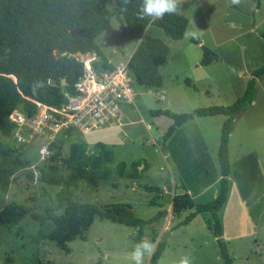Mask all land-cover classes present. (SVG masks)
I'll return each mask as SVG.
<instances>
[{
	"label": "rangeland",
	"instance_id": "374dc122",
	"mask_svg": "<svg viewBox=\"0 0 264 264\" xmlns=\"http://www.w3.org/2000/svg\"><path fill=\"white\" fill-rule=\"evenodd\" d=\"M103 5L113 10L115 0H103ZM177 13L188 20L186 32H196L201 45L214 51L218 55V61L206 67L200 66L202 50L200 45L192 42V38L185 39L184 35L181 40L174 41L168 38L162 29L151 27L145 35L161 40L170 49L167 61L160 68L163 86L156 90L135 85L134 106H130L127 111L128 119L132 117L129 122L138 121V127L142 131L145 130L146 124L152 127L149 130L150 136H142L130 143L126 128L121 127L115 136L122 143L112 150L114 161L108 165L114 168L119 162L128 163L134 158L148 161L150 169L145 174L147 167L142 173V178L135 181L113 174L110 179L100 181L98 189L87 186L84 181H77L65 188L64 196L70 201L99 205L125 203L129 205L137 218L149 219L159 210L167 209L170 205L167 198L170 199V197L160 196V203L158 201V205H151L150 200L155 194L144 191L142 187L164 186L173 189L177 179L182 181L178 175L179 167L184 174L187 186L195 195L196 204L209 202L207 199L210 193L218 186L216 164L213 162L212 153L208 150L207 155H200L195 140L190 142V147L185 146L178 138L170 142L168 146L162 143L161 138L172 124V120L164 116L152 117L149 111L169 110L177 114L189 113L196 108L226 107L240 97L251 77V72L264 63V0H240L239 4H232L231 0H178ZM121 25L125 27L122 17H111L108 29L96 39L97 45L113 65L126 62L137 44L121 36ZM55 55L58 56L57 53ZM75 57L86 64L91 59H99L95 53H88L81 57L77 54ZM185 79L191 80V85L195 89L188 87L184 83ZM256 88L255 104L247 109L244 115V121L253 130L251 138L255 153L242 160L245 161L244 163H234L232 182L236 184V192L243 195L244 205L252 206L257 209V213L262 214L264 213V75L256 79ZM160 94L163 95L162 98H159ZM214 127H216L215 122H207L202 128L207 132L203 144H206L208 148L213 142ZM118 128L116 127L115 131ZM105 134H113V132L97 133L91 136L79 133L61 135L47 147V153L44 154L39 152V144L18 148L11 136L0 135L2 147L10 152L8 161H18L16 166L6 164L12 167L14 172L7 188L0 187V210L11 202L30 208L35 215L44 214L49 206L56 207L57 193L63 189V186L47 184L42 180V176L65 177L68 173L87 166L95 154L94 142H89L87 139L102 140L104 137L101 135ZM77 141H84L85 146L83 152L77 154L71 167L68 168L61 161L69 156L70 145ZM57 152L61 155L60 157L55 156ZM200 160L209 164L206 177L198 169ZM2 161L0 156V166ZM51 165H56L59 172H53ZM140 167L139 169L142 170L143 165ZM182 183L184 184L183 181ZM112 184L117 186L113 187ZM234 197L236 198V194ZM160 204L163 205L162 208ZM62 211L63 209H60L55 213L60 214ZM188 214L189 210L183 212L180 219L182 220ZM228 218L230 220L228 231L231 233L233 219L229 216L226 220ZM256 223V228L258 231L263 230L261 235H264L260 219ZM51 227V222H46L41 227L29 215L25 216L18 225L0 227V264L36 262L135 264L130 254L135 245L142 241L137 238L136 228L100 221L96 218L90 228L83 233V238L75 239L67 244L69 249L67 253L55 243L39 239L38 231L42 230L46 233ZM163 227H169L164 219L145 227L142 237L149 241L153 236L156 239L158 231L165 229ZM207 228L205 221L199 219L189 228L175 232L166 241L169 248L165 258L189 254L192 264L196 262L221 264L218 248L212 243L214 240L210 239ZM227 233L229 235V232ZM160 236H164V231ZM187 238H194L196 243L189 245L187 249L184 246L178 248L176 245L180 244L178 240ZM260 251L264 256V246H260ZM228 253L235 259L233 264L246 263L245 258L240 256L241 252L237 251V246L232 245ZM148 259L149 257L145 258V264H148ZM252 262L264 264L257 256L252 259Z\"/></svg>",
	"mask_w": 264,
	"mask_h": 264
},
{
	"label": "trees",
	"instance_id": "16d2710c",
	"mask_svg": "<svg viewBox=\"0 0 264 264\" xmlns=\"http://www.w3.org/2000/svg\"><path fill=\"white\" fill-rule=\"evenodd\" d=\"M143 0H115V8L109 10L103 5V0H0V135L11 136L13 129L9 121L10 113L19 109L29 115L33 114L36 103L48 106H57L64 101L63 93L74 91L75 84L84 72V64L75 55L95 53L103 69L112 70L113 64L104 55L96 43V39L108 29L111 17H122L125 27L121 25V36L136 42V47L128 62L130 74L137 86L160 89L162 76L159 67L168 59L169 47L157 38L144 34L148 25L152 24L160 29L171 40H181L186 31L188 20L177 13L166 14L163 18L152 19L140 14ZM72 31L75 35H72ZM194 44L200 45L202 50L201 66H208L218 61V55L201 45L197 39ZM58 54V56L55 55ZM96 65V63H93ZM264 75V63L251 72L244 92L231 105L196 108L189 113H173L169 110H150L152 117L165 116L172 120V124L161 138L165 143L177 128L193 120L216 115H224L220 131L217 158L220 166L219 193L217 197L207 203L194 204L188 193L174 195L171 202V211L179 216L185 210L191 212L170 230L179 228L191 222L198 214L207 212L211 217V229L215 237L218 254L222 264H233L227 249L226 242L221 236L219 212L226 202L230 173L228 156V141L235 119L245 112L253 103L257 88L256 79ZM52 80L53 84L48 81ZM64 82V84H63ZM184 83L191 85L189 79ZM39 85V86H37ZM74 132H69L70 135ZM77 133V132H76ZM80 134V133H79ZM84 141H77L70 145L69 156L61 163L70 168L77 154L83 152ZM95 154L87 166L68 173L65 177L42 176V180L50 185L62 187L57 193L56 207H47L42 215H35L24 205L11 202L0 210V227L18 225L29 215L43 227L51 222L48 232L38 231L39 239L49 240L67 253V244L78 238L90 228L95 218L100 221H109L137 229V238L143 236V229L158 223L166 218L168 212L159 210L149 219L137 218L128 204L110 203L95 204L90 202L70 201L64 196L65 188L77 181H84L91 188H98L100 181H106L113 174L120 178L138 179L146 171L145 161L138 160L130 164L126 172L124 162H119L114 168L108 167L114 161V154L110 147L103 143L94 144ZM9 151L0 143V187L6 189L10 177L14 172L17 160L8 161ZM56 157L61 155L57 152ZM143 165L142 170L139 169ZM51 170L59 172L56 165ZM113 187L117 185L112 184ZM144 191L154 193L150 200L151 205H158L162 190L156 186H143ZM162 208V205H159ZM63 209L62 213L55 212ZM155 242V237L151 238ZM165 247L164 241L157 243L154 254L148 264H157ZM33 264H54L36 262Z\"/></svg>",
	"mask_w": 264,
	"mask_h": 264
},
{
	"label": "crops",
	"instance_id": "0c3cea01",
	"mask_svg": "<svg viewBox=\"0 0 264 264\" xmlns=\"http://www.w3.org/2000/svg\"><path fill=\"white\" fill-rule=\"evenodd\" d=\"M151 27H156V26H154L152 24L148 25L144 31V34H146L150 30ZM177 41H179V40H177ZM84 55H86V54H78V56H80V57L84 56ZM162 65L159 67V73H160V68L162 67ZM203 67H206V66H203ZM248 77H250V76H248ZM190 82L192 84L191 80H190ZM162 86H163V83H162ZM254 104H255V99H254L252 105L254 106ZM244 115H245V112L240 114L235 119L232 132L229 136L228 156H229V162L231 164L230 173L228 176L229 191H228L226 202L224 203V205L222 206V208L219 212V218H220L221 230H222L221 236H222V239L227 244L228 252H230L232 245H235V246H237V251L241 252V254H242V255H240V254L239 255L242 258L243 257L245 258V262H246L245 264H257V263L252 262V259L255 256L261 258V261L264 263V256L262 255V253L260 251V246H264V235H261V232L263 230L258 231V229L256 228V226H257L256 222L258 219H260V223L262 226L261 228L264 229V213H262V214L257 213V209H255L252 206L246 207L244 205L245 199L243 198V195H239L236 192V184H233V182H232L233 181V173H234L232 166L234 165V163H237V162H241V163L243 162L244 163L245 161H242V160L248 158L249 155L255 153V147L253 145V140L251 138L253 130L250 128L249 124L246 123V121H244ZM128 116H129V114L127 115V113H126L125 119L122 121L121 126L118 129H116V131H115V129H111V130H102V131H98L96 133L86 134V136L87 135L91 136V135L97 134V133L113 132L114 135L113 134L101 135L104 137V138H102V140L101 139H90V140L87 139V140L89 142H94V144L98 143V142L103 143V144L107 145L108 147H110L111 150H114L115 147H117L118 145H121V143H122L115 136V133H117V130H119L121 127L126 128V135L128 136V138H129L128 141L130 143L134 142L135 140H137L138 138H140L142 136H145V135L150 136L149 130H151L152 127H150L149 124H146L144 126L145 130L142 131L138 127L139 122L138 121L129 122L132 119V117L130 119H128ZM226 118L227 117L224 115L194 118L193 120H191V121L183 124L179 128H177L175 130V132L165 142L166 145L168 146L170 142H172L178 138L179 140L181 139V141L184 143L185 146L190 147V142L195 140L197 142L196 148L199 149L200 155H207L209 152L208 150H210V152L213 155V162L216 164V182L218 183V186H216V188H214L213 191L210 193L207 201H211V200L215 199L219 193L220 166H219V162H218V158H217V151H218V147H219V137H220L221 127H222L223 121L226 120ZM207 122H210V123L215 122V126H216V127H214L215 130H214L213 142L209 148L207 147L206 144H203V141H205V138H206L205 135H207L206 134L207 132L205 130H203L202 128L205 126V124ZM234 135H235V138H234ZM235 139H236V142L234 143ZM113 154H114V152H113ZM135 161H138V160L132 158V161H130L128 163L124 162L126 165V172H128L130 170V164L132 162H135ZM145 162H146L147 167H148V170L145 173V174H147V172L150 169V167H149L150 163L148 161H145ZM260 163H262V161H260ZM208 165L209 164H207L206 161H201V160L199 161V167L200 168H198V169L201 171V174H203L205 177L208 175V171H207ZM178 175H180V179H182L184 184L182 183L181 180L177 179L175 184H174L173 189L166 188L164 186L159 187L162 190V194L160 196L170 197V199L167 198V200H168L167 202H170V205L167 207V209H165L168 212V214H167L166 218H164V220H166V223L169 224V227H163L165 229H160L158 231V235H157L155 242H154V244H156V245H157V243H159L161 241H164V243H165L164 250H163L162 254L160 255V258H159L157 264H179L178 261H180L181 258H183L185 256H187V257L190 256L189 254H179V255L167 256L165 258L166 251L169 248L166 241L175 232H178L181 229L189 228L193 224V222H197V220H199V219H202L205 221L206 226L208 227L207 228L208 232H210L209 233L210 239L214 240V241H212V243H214L216 246L215 237H214L212 229H211V217H210V214L207 212L198 214L191 222H189L186 225L180 226L179 228L174 229V230H170L173 226H175L177 223H179L180 221H182L184 219L183 218L181 220L180 215L183 212L187 211V210L183 211L179 216L173 215L172 211H171L172 197L174 195L189 193L193 199L194 204L197 203L194 200L195 195L192 194L190 188L187 186V182L185 180L184 174L179 169V167H178ZM140 178H142V173H141ZM140 178H138V179H140ZM125 179L131 180V181L138 180V179H128V178H125ZM132 185H133V182H132ZM135 187H138V186L135 185ZM96 189H98V188H96ZM235 194H236V198L234 197ZM159 203H160V199H159ZM160 205H162V204H160ZM247 206H249V205H247ZM190 212H191V210H189V213ZM229 216H232V219H233V223L231 225V233H230V231H228V229L230 228V220H229V218L226 220V218ZM163 231H164V236L161 237L160 235ZM227 232H229V235ZM212 237H213V239H212ZM259 238H261V240H259ZM141 240H144V238L142 237ZM178 241L180 242V244H176L177 247L182 248L184 246L185 249H187V247L189 245H194L196 243V240H194V238H187V239L178 240ZM254 249H258L259 251H253ZM218 256H219V254H218ZM218 256L216 257V259L218 258ZM148 261H149V259H148ZM148 261H147V263H148ZM216 261L218 262V260H216ZM219 261L222 264L220 256H219ZM232 261H233V263H235V259L233 257H232ZM191 264H192V262H191ZM195 264H206V262L205 263H197L196 262ZM207 264H210V263H207Z\"/></svg>",
	"mask_w": 264,
	"mask_h": 264
},
{
	"label": "built area",
	"instance_id": "2783aa9c",
	"mask_svg": "<svg viewBox=\"0 0 264 264\" xmlns=\"http://www.w3.org/2000/svg\"><path fill=\"white\" fill-rule=\"evenodd\" d=\"M129 59L113 65L112 70L103 69L100 59H91L88 64L83 63L84 72L74 91L64 92V101L59 105L35 102L31 115L13 110L9 121L13 125L11 137L15 145L19 148L39 144V152L44 154L51 143L69 132L85 136L120 127L136 97Z\"/></svg>",
	"mask_w": 264,
	"mask_h": 264
},
{
	"label": "clouds",
	"instance_id": "9594fccd",
	"mask_svg": "<svg viewBox=\"0 0 264 264\" xmlns=\"http://www.w3.org/2000/svg\"><path fill=\"white\" fill-rule=\"evenodd\" d=\"M240 0H231L232 4H239ZM178 0H143V5L140 10L142 17H149L152 19L163 18L166 14H172L177 11ZM185 39H197L196 32H185ZM39 86V85H37ZM156 249V245L144 239L135 245L131 252V259L135 264H145V258L151 257ZM179 264H191V259L187 256L181 258Z\"/></svg>",
	"mask_w": 264,
	"mask_h": 264
},
{
	"label": "water",
	"instance_id": "95a60500",
	"mask_svg": "<svg viewBox=\"0 0 264 264\" xmlns=\"http://www.w3.org/2000/svg\"><path fill=\"white\" fill-rule=\"evenodd\" d=\"M72 35H75V32L74 31H72ZM48 83L49 84H53V81L52 80H49ZM63 84H64V82H63ZM140 169H141V167H140Z\"/></svg>",
	"mask_w": 264,
	"mask_h": 264
}]
</instances>
